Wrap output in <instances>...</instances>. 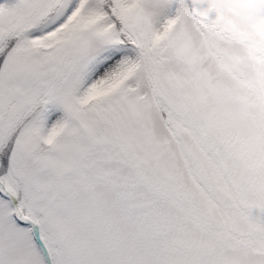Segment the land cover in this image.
Masks as SVG:
<instances>
[{
	"label": "snow or ice",
	"instance_id": "obj_1",
	"mask_svg": "<svg viewBox=\"0 0 264 264\" xmlns=\"http://www.w3.org/2000/svg\"><path fill=\"white\" fill-rule=\"evenodd\" d=\"M0 264H264V15L0 0Z\"/></svg>",
	"mask_w": 264,
	"mask_h": 264
},
{
	"label": "clouds",
	"instance_id": "obj_2",
	"mask_svg": "<svg viewBox=\"0 0 264 264\" xmlns=\"http://www.w3.org/2000/svg\"><path fill=\"white\" fill-rule=\"evenodd\" d=\"M188 2L197 5L214 4L233 8L242 15L250 17V19L242 21V24L251 23L260 15H264V0H188Z\"/></svg>",
	"mask_w": 264,
	"mask_h": 264
},
{
	"label": "rangeland",
	"instance_id": "obj_3",
	"mask_svg": "<svg viewBox=\"0 0 264 264\" xmlns=\"http://www.w3.org/2000/svg\"><path fill=\"white\" fill-rule=\"evenodd\" d=\"M208 5L217 6V5H214V4H208ZM218 7H221V6H218ZM221 8H226V9H228V10L234 12V13L237 15L238 18H241V23H242V21H244L243 17H245V16L242 15V14H241L240 12H238L237 10H235V9H233V8H230V7H227V6H223V7H221ZM242 63H244L246 66H248V65H247V60H246V58H244V59L242 60ZM258 70H259V69H257V68L254 67V66H249V72H250V74H251L253 77H255V75H256V73H257Z\"/></svg>",
	"mask_w": 264,
	"mask_h": 264
}]
</instances>
